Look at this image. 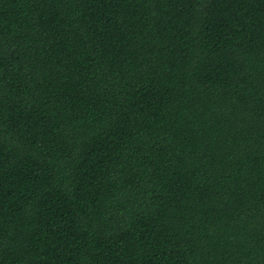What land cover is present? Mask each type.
I'll use <instances>...</instances> for the list:
<instances>
[{"label":"trees","instance_id":"1","mask_svg":"<svg viewBox=\"0 0 264 264\" xmlns=\"http://www.w3.org/2000/svg\"><path fill=\"white\" fill-rule=\"evenodd\" d=\"M0 264H264V0H0Z\"/></svg>","mask_w":264,"mask_h":264}]
</instances>
